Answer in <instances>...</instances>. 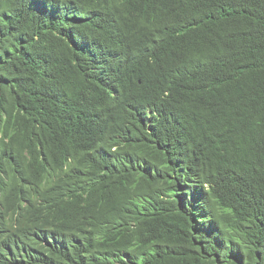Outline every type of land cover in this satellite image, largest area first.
<instances>
[{"label":"trees","instance_id":"obj_1","mask_svg":"<svg viewBox=\"0 0 264 264\" xmlns=\"http://www.w3.org/2000/svg\"><path fill=\"white\" fill-rule=\"evenodd\" d=\"M34 220L68 264H264V0H0V243Z\"/></svg>","mask_w":264,"mask_h":264},{"label":"clouds","instance_id":"obj_2","mask_svg":"<svg viewBox=\"0 0 264 264\" xmlns=\"http://www.w3.org/2000/svg\"><path fill=\"white\" fill-rule=\"evenodd\" d=\"M33 224L38 231V235L33 239L22 237L11 226L12 231L22 241L0 243V257L5 264H68L67 260L70 255L64 256L60 252L64 248H69L72 251L73 239L68 240L51 224L45 222L39 224L36 220L33 221ZM84 255L88 256L85 253Z\"/></svg>","mask_w":264,"mask_h":264}]
</instances>
